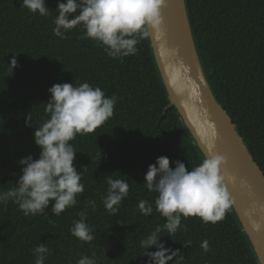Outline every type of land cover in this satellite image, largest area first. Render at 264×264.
<instances>
[{
    "label": "trees",
    "instance_id": "16d2710c",
    "mask_svg": "<svg viewBox=\"0 0 264 264\" xmlns=\"http://www.w3.org/2000/svg\"><path fill=\"white\" fill-rule=\"evenodd\" d=\"M57 2L46 0L50 15L42 17L22 7L23 0H0V190L15 186L22 174L18 164L22 157H39L34 132L48 118L44 108L53 84L88 82L120 99L112 118L71 141L77 171L87 167L77 205L59 216L51 212V202L45 214L36 216H25L11 201L0 206V264H36L33 249L41 243L50 250L44 264H76L93 253L97 264H145L148 258L141 254L140 241L166 221L156 211L141 215L137 207L140 200L155 198L143 182L149 164L167 156L171 167H175L171 161L180 160L190 170L204 157L176 110L168 106L148 39L137 45L135 55L122 60L109 58L93 40L81 39L79 26L61 40L52 32ZM187 4L212 88L264 172V0H187ZM14 55L18 67L7 75ZM29 113L31 127L25 123ZM107 176L130 185L129 196L114 216L102 203ZM88 200L97 204L95 211L87 208L86 222L95 236L91 243L69 231ZM182 224L186 231L171 237L161 233V239L180 249L183 264H258L232 209L215 224L199 217L182 218ZM205 239L210 245L207 253L200 246ZM186 240L192 245L184 247Z\"/></svg>",
    "mask_w": 264,
    "mask_h": 264
},
{
    "label": "clouds",
    "instance_id": "9594fccd",
    "mask_svg": "<svg viewBox=\"0 0 264 264\" xmlns=\"http://www.w3.org/2000/svg\"><path fill=\"white\" fill-rule=\"evenodd\" d=\"M165 0H58L57 13L52 32L61 40L67 33L77 28L83 29L81 39H91L99 45L109 58L121 59L138 52L137 45L150 37V29L162 22L161 7ZM22 7L42 17L50 15L46 0H23ZM18 67L17 57H11L7 75L14 74ZM48 91L50 99L44 112L48 117L36 128L34 141L40 148L39 157H22V174L14 187L0 190V206L11 201L18 205L25 216L45 214L50 202L51 212L59 216L68 208L77 205V197L85 190L81 182L87 167L78 172L74 160L76 150L71 143L78 135L94 132L114 115L115 105L120 99L113 94L107 96L99 86L88 82L56 83ZM33 117L29 113L26 125L31 127ZM101 158V154L99 152ZM227 158L210 152L195 167L189 170L180 160L171 161L167 156L157 157L149 164L144 175V185L149 193H154V201L140 200L137 207L144 216L154 211L166 218L140 241L141 253L148 259L145 264H183L185 257L180 249L166 246L161 233L175 235L179 230H187L182 218L199 217L203 223L215 224L225 219L234 200L227 190L226 177L221 170ZM234 180L235 177H228ZM107 194L102 203L110 216L117 215L122 201L129 196L130 185L122 178L106 177ZM155 205V208L153 207ZM96 210L95 200L86 202L85 210L78 213L80 219L73 221L69 229L78 240L91 243L93 228L87 221V208ZM121 224L124 221H119ZM259 227V225H257ZM184 247L192 245L191 240L182 242ZM201 248L210 251L209 241L203 240ZM155 247V251L149 249ZM49 248L41 243L33 249L36 264H44ZM175 258V259H174ZM76 264H97L95 253L91 257L82 256Z\"/></svg>",
    "mask_w": 264,
    "mask_h": 264
},
{
    "label": "water",
    "instance_id": "95a60500",
    "mask_svg": "<svg viewBox=\"0 0 264 264\" xmlns=\"http://www.w3.org/2000/svg\"><path fill=\"white\" fill-rule=\"evenodd\" d=\"M160 11L162 22L147 39L168 106L204 158L210 152L227 158L221 170L234 200L231 209L257 263L264 264V172L212 88L187 0H165Z\"/></svg>",
    "mask_w": 264,
    "mask_h": 264
}]
</instances>
